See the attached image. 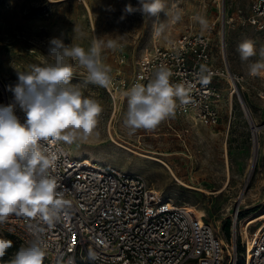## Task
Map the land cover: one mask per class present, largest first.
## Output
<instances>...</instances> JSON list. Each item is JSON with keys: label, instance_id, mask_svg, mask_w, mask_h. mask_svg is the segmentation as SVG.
I'll return each mask as SVG.
<instances>
[{"label": "rangeland", "instance_id": "rangeland-1", "mask_svg": "<svg viewBox=\"0 0 264 264\" xmlns=\"http://www.w3.org/2000/svg\"><path fill=\"white\" fill-rule=\"evenodd\" d=\"M251 1L226 0V16L236 15L239 8L241 16L247 18ZM209 2L208 19L215 20L219 18L218 9L212 0ZM164 3L165 11L151 17L139 11L125 12L126 5L138 7L139 0H0V105L9 100L15 103L8 86L14 87L18 83V72L29 70L33 64L43 66L52 62L49 48L53 38L85 50L97 37L105 42L117 40L123 45L122 49L113 51L105 47L102 60L110 66L112 79L127 83L139 57L154 46L164 44L165 38L180 33L195 9V0H186L180 10L181 19L172 26L175 12L171 11V0H164ZM161 25L163 30L157 41L156 29ZM223 34V45L217 40L213 43L215 64L221 68L226 66L239 81L237 94H231L232 85L227 77L214 81L222 94L218 126L196 125L187 117L175 115L161 122L155 130H138L134 135H128V129L123 125L126 98L119 95L114 106L107 90L85 83L86 70L70 61L73 65L71 83L80 87L84 96L99 101L103 111L97 125L99 135L91 136L79 146L62 143L73 156L84 153L85 158L92 157L137 174L176 205L190 208L214 230L225 253L231 254L232 218L237 206H240V224L249 240V250L253 232L264 227V77L248 74V63L260 59L264 29L243 24L237 18L225 24ZM245 39L253 40L257 49V55L248 62L241 61L237 51L239 43ZM238 95L245 103L252 123L260 127L256 137L259 147L251 173L252 127ZM16 107L17 113L24 115L18 104ZM145 155L162 159L179 180ZM237 237L236 254L240 258L243 250L239 234ZM0 238L12 241V247L0 258V264H9L21 246L1 229Z\"/></svg>", "mask_w": 264, "mask_h": 264}, {"label": "built area", "instance_id": "built-area-1", "mask_svg": "<svg viewBox=\"0 0 264 264\" xmlns=\"http://www.w3.org/2000/svg\"><path fill=\"white\" fill-rule=\"evenodd\" d=\"M209 1L195 0V9L183 30L141 55L127 83L117 78L111 80L105 89L114 106L125 90L137 82L146 85L154 71L164 65L172 73L171 82L190 85L191 102L178 108L176 115L187 117L196 125L218 126L222 94L214 81L227 77L237 94L239 79L226 66L221 68L215 64L213 43L217 40L223 45L225 24L237 18L243 24L264 29V0L251 1L247 18L241 16L239 8L236 15L227 17L226 0H212L219 15L215 20L208 19ZM184 2L171 0L172 13L180 11ZM197 15L207 20L206 29L202 30L194 19ZM171 24L177 25V21ZM160 38L161 33L155 35L157 41ZM202 77L210 82L201 83ZM9 104L12 103H3ZM16 108L15 114L23 122L25 116L17 113ZM48 147L53 150L62 147L65 153L52 174L69 190L66 198L72 200L73 207L51 230L44 226L50 247L43 264H67L70 258L74 264H264V227L253 232L249 256L248 252L245 258L243 253L240 258L236 254L240 206L235 208L232 218V253L226 254L208 224L152 189L141 176L97 160L73 156L62 142ZM29 222L10 216L0 229L21 247H26L32 238L27 231ZM239 236L244 252L243 239ZM89 249L98 254L97 260H89Z\"/></svg>", "mask_w": 264, "mask_h": 264}, {"label": "clouds", "instance_id": "clouds-1", "mask_svg": "<svg viewBox=\"0 0 264 264\" xmlns=\"http://www.w3.org/2000/svg\"><path fill=\"white\" fill-rule=\"evenodd\" d=\"M165 7L164 0H139L138 7L129 4L124 10L152 17L165 11ZM172 18L179 21L180 11ZM194 19L202 30L208 27L204 17L197 15ZM162 30L163 25L156 29V35ZM105 47L115 51L123 45L117 40L105 42L97 37L85 50L53 38L49 48L52 62L30 65L29 70L18 72L14 87L8 86L15 103L0 105V225L10 216L24 218L30 221L27 231L32 237L9 264H43L50 247L44 226L51 230L73 207L72 200L66 198L69 190L52 174L65 153L62 147L53 150L48 145L64 142L79 146L91 136L99 135L97 125L103 108L99 101L84 96L81 88L71 83L70 61L86 70L85 83L107 88L112 70L102 60ZM237 51L244 62L257 55L251 39L239 43ZM259 57L248 63V74L252 77H264V46L259 49ZM171 76V71L160 65L146 85L137 82L123 92L127 101L123 125L128 135L138 130H155L161 122L174 118L178 108L191 102L190 85L173 83ZM209 82L207 77H202L201 83ZM17 104L25 115L23 122L15 114ZM10 247L12 241L0 238V258ZM88 258L95 261L99 256L89 249ZM67 264H74V260L70 258Z\"/></svg>", "mask_w": 264, "mask_h": 264}, {"label": "bare ground", "instance_id": "bare-ground-1", "mask_svg": "<svg viewBox=\"0 0 264 264\" xmlns=\"http://www.w3.org/2000/svg\"><path fill=\"white\" fill-rule=\"evenodd\" d=\"M229 72V71H228ZM230 73V72H229ZM235 92L234 89L231 90V94H233ZM230 94V95H231ZM233 96V95H232ZM14 100V99H13ZM10 101V100H9ZM15 101V100H14ZM13 104V103H12ZM248 111V110H247ZM249 113V112H248ZM251 127H252V137H253V157L251 159V168H250V173L253 171V167L255 165V162H256V153H257V149L259 147V144H258V141H257V133L259 132L260 130V127H257L255 126L252 121H251ZM86 154H79L78 156L76 157H84ZM145 158H148V159H151L155 162H158L159 164H161L163 167H165L172 175L173 177L178 181L179 179L174 175V172L173 170L171 169V167L166 163L164 162L162 159L160 158H156V157H153V156H147L145 155L144 156ZM92 158V157H91ZM90 158V159H91ZM93 159V158H92ZM99 161V160H97ZM100 162V161H99ZM179 183L183 184L181 181H179ZM184 185V184H183ZM244 197V195L241 196V199ZM185 210L187 212H189L191 215H194L198 220L200 221H204L200 216H198L194 211H192L190 208H187V207H184ZM237 233L239 235H241L242 239H243V243H244V252H243V255H244V258L246 257V253L249 251L248 249V242L249 240L247 239L246 237V234H244V232H242V226L239 222V228H237ZM229 247V246H228ZM247 255L249 256V252L247 253Z\"/></svg>", "mask_w": 264, "mask_h": 264}, {"label": "water", "instance_id": "water-1", "mask_svg": "<svg viewBox=\"0 0 264 264\" xmlns=\"http://www.w3.org/2000/svg\"><path fill=\"white\" fill-rule=\"evenodd\" d=\"M238 98H239L240 104H241V106H242L243 112H244V114H245V116H246L248 122H249L250 125H251V121H252V120H251L250 115H249V113H248V111H247V108H246V106H245V103L243 102L242 98H241L239 95H238Z\"/></svg>", "mask_w": 264, "mask_h": 264}, {"label": "trees", "instance_id": "trees-1", "mask_svg": "<svg viewBox=\"0 0 264 264\" xmlns=\"http://www.w3.org/2000/svg\"><path fill=\"white\" fill-rule=\"evenodd\" d=\"M240 218H241V214H240V216H239Z\"/></svg>", "mask_w": 264, "mask_h": 264}]
</instances>
